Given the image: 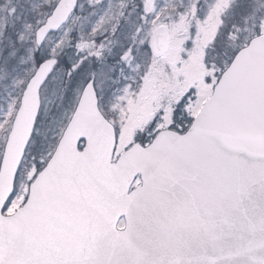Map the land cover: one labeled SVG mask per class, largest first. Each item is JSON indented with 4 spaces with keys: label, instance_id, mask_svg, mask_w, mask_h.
Here are the masks:
<instances>
[{
    "label": "snow or ice",
    "instance_id": "6c2138e0",
    "mask_svg": "<svg viewBox=\"0 0 264 264\" xmlns=\"http://www.w3.org/2000/svg\"><path fill=\"white\" fill-rule=\"evenodd\" d=\"M0 264H264V0H0Z\"/></svg>",
    "mask_w": 264,
    "mask_h": 264
}]
</instances>
